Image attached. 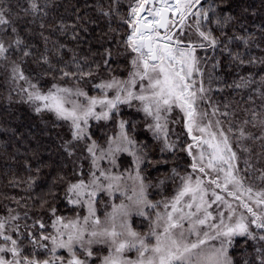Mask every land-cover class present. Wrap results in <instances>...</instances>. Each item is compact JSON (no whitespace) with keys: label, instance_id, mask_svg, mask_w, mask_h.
Segmentation results:
<instances>
[{"label":"snow or ice","instance_id":"snow-or-ice-1","mask_svg":"<svg viewBox=\"0 0 264 264\" xmlns=\"http://www.w3.org/2000/svg\"><path fill=\"white\" fill-rule=\"evenodd\" d=\"M5 3L0 0V61L8 60L13 50L22 60L31 52L22 47ZM28 5L25 14L32 15L46 7L41 0H28ZM214 12L215 7L204 8L202 0H132L123 18L129 30L123 40L129 64L126 78L91 80L92 89L98 90L95 95L80 86L96 75L92 65H82L75 57L71 61L75 71L59 69L60 79L74 81L73 86L53 83L47 90L39 83L43 75L30 77L20 63L11 62L10 79L26 94L25 101L37 113L51 112L68 124L72 141L84 142L91 168L86 178L81 174L69 184L66 195L70 205L86 208V215L65 218L52 208L50 225L42 220L21 225L12 209L0 216V264H234L229 250L236 237L258 242V264H264V168H256L247 157L241 163L240 156L252 152L243 143L250 140L260 142L257 161L264 157V104L259 111L246 110L245 118L233 127L232 120L221 119L233 114L211 101L204 61L196 53L218 46L204 23L213 22ZM189 17L194 18V28ZM215 23L223 27L224 22L216 18ZM230 55L234 62L245 63L240 53ZM110 56L107 52L105 66ZM38 62L55 71L47 55ZM259 62L264 64V59ZM253 84H258L255 91L264 99V77L258 82L241 77L229 87L248 89ZM122 106L143 113L162 152L179 150L189 158L183 173L173 168L159 181L160 185L172 181V195L149 199L150 185L141 172L145 153L130 134L135 124L121 116ZM90 121H112L117 131L101 145L89 132ZM177 123L185 130L184 142L170 138L169 125ZM249 125L259 128L260 135L247 131ZM66 151L71 155L69 148ZM120 154L132 157L133 170L112 171ZM101 161L109 167H101ZM99 193L110 198L118 193L120 198L102 216ZM133 216L148 222L146 232L133 227Z\"/></svg>","mask_w":264,"mask_h":264},{"label":"trees","instance_id":"trees-1","mask_svg":"<svg viewBox=\"0 0 264 264\" xmlns=\"http://www.w3.org/2000/svg\"><path fill=\"white\" fill-rule=\"evenodd\" d=\"M131 2L41 0L46 7L39 14L32 15L24 11L29 7L28 0H6L4 6L13 13V23L23 41L22 47L27 48L31 55L21 60L20 53L13 50L8 60L0 61V216H7L8 210L12 209L14 215L21 217V225H31L36 220L50 225L53 219L51 209L55 208L57 215L73 217L77 210L66 199L67 188L81 178V174L86 178L89 167L83 142L72 141L66 122H56L45 112H32L28 103L13 92L11 62L20 63L30 77L43 75L39 83L47 90L53 83L74 84V81L60 79L59 69L67 66L75 71L71 63L75 57L82 65H92L96 73L88 83L80 82V86L93 95L91 80L99 82L110 76L125 78L127 75L129 64L123 40L129 30L123 18L127 17ZM209 5L215 7V12L210 13L213 22L204 23L206 30L210 29L217 38L218 46L215 50L199 49L197 54L204 61L211 101L222 111L233 114L221 119L232 120L235 127L247 115L246 110L256 108L259 111V106L264 104V99L255 91L258 84L248 89L229 87L241 77L251 76L257 82L264 77V64L259 62L264 59V0L202 1L204 8ZM104 12L109 15H104ZM216 18L224 22L223 27L215 23ZM8 35L5 34L6 42ZM225 45L227 51L224 50ZM107 52L111 56L105 66ZM230 53H240L245 63L234 62ZM44 55H47L55 71L38 62ZM250 59L256 62L248 63ZM213 63H216L215 69L212 68ZM121 116L135 124L130 134L145 153L142 175L151 184L155 196H168L169 180L166 179L160 187L156 185L161 179L169 177L173 168L183 173L188 168L189 158L179 150L159 155L155 140L145 129L143 116L126 106H122ZM113 128V122L109 121L106 125L91 124L89 132L93 139L102 141ZM246 130L260 135L259 128L249 125ZM243 143L252 152H241V163L247 157L256 168H264V157L257 161L260 142L253 144L248 140ZM255 183L260 184L259 181ZM33 230L38 231V228ZM47 230L50 231L49 228ZM21 231L24 229L21 228ZM258 246L256 241L236 237L229 254L234 264H244L245 261L258 264Z\"/></svg>","mask_w":264,"mask_h":264},{"label":"rangeland","instance_id":"rangeland-1","mask_svg":"<svg viewBox=\"0 0 264 264\" xmlns=\"http://www.w3.org/2000/svg\"><path fill=\"white\" fill-rule=\"evenodd\" d=\"M202 1H203V0H202ZM188 23L192 24V25H193V28H194L195 25H194V18H193V17H189V18H188ZM198 50H199V49H198ZM196 54H197V53H196ZM197 56H198V54H197ZM201 67L204 68V65L202 64ZM204 70H205V68H204ZM206 77H207V74H206V72H205V77H204V79H205V85H206V87H207V84H206ZM125 78H126V77H125ZM20 84H23V82L21 81ZM67 86H73V85H67ZM50 87H51V86H50ZM13 88H14V89H13V92H14L15 94H19V96H20L23 100H25V95H26V94H21V93L19 92V90H18V88H17V85H16V82H13ZM93 91H94V94H93V95H95V94H97V91H98V90H93ZM209 95H210V93H209ZM28 105H29V108L32 110V112H34V113H36V114H42V113L45 112V113H48V115H51L52 118H53L56 122H64V121H62V120H58V119L55 117V115H54L53 113H51V112L42 111V112H40V113H37V112L35 111L33 105H31L30 103H28ZM205 106H206V105H205ZM128 109H129V108H128ZM129 110H134V111H136L134 108L129 109ZM139 113H140V112H139ZM140 114H141V115L143 116V118H144L143 113H140ZM173 115H175V113H174ZM144 120H145V118H144ZM107 123H108V122H107ZM107 123H106V122H103V121H101V122L90 121V125H91V124H92V125H106ZM147 123H148V121L145 120V129L147 130V132L149 133V135L155 140V142H156V149H157L158 154H159V155H162V154H164V153L169 152V151H164V152L161 151L162 144H161L160 141H157V140L154 138L152 132L148 130V128H147ZM67 125H68V124H67ZM68 127H69V126H68ZM169 127H170V129L173 130V132L170 134V138H171V139L176 140L177 137H178V138H179V142H184V141L187 139V136H186V133H185V130H184L182 124H180V123H177V124H171V125H169ZM225 127H226V126H225ZM69 130H70V133H71V129H70V128H69ZM116 131H117V129L114 127L113 130H111V131L107 134V136H106L102 141H98V140H96L97 143H99V144H101V145H105L108 136L113 135V133H115ZM81 143H82V141H81ZM82 145H83V147H84V149H85V144H84V142H83ZM85 153H86V156H88V154H87L86 151H85ZM100 164H101V167H103V168H105V169H107V168L109 167V164H108L106 161H101ZM88 165H89V167H88L87 173L89 172V170H90V168H91L90 159H88ZM117 165H118V167H113V168H112V171H113V172H124L125 170H129V171H131V170L134 169V165L132 164V157L128 156L127 154H120V155H119V157H118V159H117ZM141 167H142V165H141ZM165 181H166V180H165ZM145 182L148 183L146 180H145ZM129 183H130V181H129ZM169 183H170V192H169L168 196H170V195L173 194V189H174V185H173V183H172L171 180H169ZM148 184H149V183H148ZM149 185H151V184H149ZM156 186H157V187H160V184L158 183ZM148 195H149V199H152L153 201L164 198V197H158V196H155L154 190H151V186L148 188ZM118 197H119V194H118V193L115 194V195H114L113 197H111V198L108 197L105 193H99L98 196H97V200L100 201V203H99V205H98V215H101V216H102V214H103V212H104L105 210L110 211V210H111V207H110L111 203H119V199H120V198H118ZM166 197H167V196H166ZM105 205H108L107 209H105ZM76 210H77L76 214H77V213H80V214H83V215H86V214H87V210H86V208H84V207H76ZM76 214H75V215H76ZM75 215H74V216H75ZM74 216H73V217H74ZM71 218H72V217H71ZM131 219H132V222H133V227H134L136 230L140 231L141 233L146 232V231L148 230V222H147L146 220H144L142 217L133 216ZM22 229H24V228L22 227ZM49 230L51 231V228H50V227H49ZM33 231H34V230H33ZM234 239H235V238H234ZM105 252H106V250H105ZM129 255H130V256H134V253H129Z\"/></svg>","mask_w":264,"mask_h":264}]
</instances>
